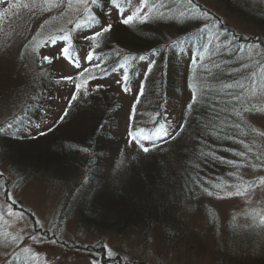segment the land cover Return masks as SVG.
I'll return each mask as SVG.
<instances>
[{
  "label": "rangeland",
  "instance_id": "obj_1",
  "mask_svg": "<svg viewBox=\"0 0 264 264\" xmlns=\"http://www.w3.org/2000/svg\"><path fill=\"white\" fill-rule=\"evenodd\" d=\"M22 2H27L29 8H23L16 0H0V128L27 138L19 151L13 152L15 156L26 150L25 143L35 142L31 136L57 122L73 89V83L63 78L76 75L81 63H86L88 50L87 44L80 43L73 61L60 55L64 44L50 41L42 44L49 35L63 33L59 29L67 31L71 24L68 21L82 17V11L66 5L49 11L43 0ZM193 5L199 11L200 7L204 8L208 16L195 13ZM128 7L122 11L111 5L113 21L107 19L106 24L113 23L120 15H132L142 5L140 0H128ZM184 10L190 16L195 13L198 20L195 28H201L200 32L211 43L218 44L222 39L217 35L220 23L244 42L239 51L246 66L240 71L247 74L239 92L245 90V85L250 90L241 93L236 103L240 112L235 115V127L246 141L243 155L236 153L240 160L236 159L230 172H225L224 164L228 161L217 163L214 172L210 164L208 177L207 163L205 171L200 163L192 164L198 172L189 168L184 153L191 151L190 143L183 144V150L179 139L184 134V142L191 141L188 135L192 131L186 123L191 126L192 121L182 110L190 94L186 93L185 98L181 95L178 102L168 103L163 126L168 132L180 127L181 120H185V126L173 142L161 148L160 160L155 162L171 175L170 179L165 178L166 194L158 201L159 213L151 221L103 229L84 223L78 211L64 214L60 211L61 200L71 195L84 177L85 164L69 160L64 164L40 162L29 168L24 164L19 174L13 171L12 157L0 153V264H264V223H261L264 184L259 183L264 177V0H192L191 6ZM161 11L156 3H149L139 15L147 14L149 18ZM107 16L111 17L108 12ZM212 19L217 20L215 24ZM174 32L170 29L167 37L177 38ZM44 56L53 57L52 62L42 63ZM177 58L184 66L188 65V53H180ZM146 62H139L140 70H144ZM43 80L53 84L48 87L43 102L35 105L33 117L21 122V114L33 107L30 102L34 89ZM99 84L115 95L114 103L118 105L107 129L111 154L102 162L109 185L107 191L117 195L120 193L115 187L126 185L128 178L133 182L140 173L151 169L144 158L147 153L129 136L130 116L141 83L128 84L130 90L125 92L120 73L91 79L86 91L81 88L78 100L85 101ZM151 103H158L154 94ZM146 105L139 108L141 113ZM81 121L77 116L72 119L69 112L58 124L64 126V133L59 134L61 129H57L59 133L53 139H79L82 132L86 134L90 130ZM9 124L13 127L9 128ZM159 134L161 138L155 143L165 136ZM142 143L145 147L153 145L148 141ZM222 176L224 179H219ZM247 185L251 186L244 191ZM237 190L242 194L236 195ZM79 192L77 189L76 193ZM108 249L111 255L107 254Z\"/></svg>",
  "mask_w": 264,
  "mask_h": 264
},
{
  "label": "trees",
  "instance_id": "obj_2",
  "mask_svg": "<svg viewBox=\"0 0 264 264\" xmlns=\"http://www.w3.org/2000/svg\"><path fill=\"white\" fill-rule=\"evenodd\" d=\"M187 1L148 0V4L156 3L158 10L163 9V11L157 12L154 16L151 15L152 17L144 21L135 19L133 23L127 25L121 23L126 16L120 15L113 23H110L111 31L97 38L99 47L95 49L96 60L90 62L85 58L86 63L84 62V65L81 63L82 66L77 72L80 73L83 70V74L77 77L76 73L73 77H77L79 81L87 76L88 72H92L96 78L104 79V77L120 73L122 78L125 74L129 77L128 84L139 81L143 85L144 94L139 96L133 104L135 119L129 122V129L135 131L141 127L147 134L164 129L163 123L168 116V103H176L181 95L185 98V94L189 93V102L182 110L186 113L184 116L192 121L191 126L186 123L188 130L192 131L188 135L191 141L184 142V134L179 140L183 150L185 148L183 144L190 143L191 151L184 153L185 160L189 162V168L198 172L192 164L199 165L200 163L205 171L204 164L207 163L208 177L211 174L210 164L213 165L210 167L214 172L217 163L228 161V164H224L227 165L225 172H230L236 159L240 160L239 154L236 153H242V147L246 145V141L235 127V115L240 112L236 103L239 102L240 94L249 92L250 88L245 85V90L239 92V86L247 74V72L241 74L240 71L246 66L244 60L240 59L239 51L240 44L244 42L220 23L217 35L222 39L218 44L211 43V39L205 38V35L200 32L201 28H195L198 24L195 13L203 14L205 9L200 7L201 11H199L195 7V13L190 16V13L186 14L184 10L191 6ZM120 4L122 8L119 9L122 11L124 8H129L128 0L127 2L120 0ZM111 5L113 4L110 0H99L98 4L91 6L92 13L97 17L96 23H88L84 27L77 28L75 26L77 20L80 19V23L84 24L87 19V17L82 18L87 16L86 13H82V17L73 21L68 27L71 29L72 37L70 44H66L63 40H58L55 44L62 43L70 47L73 50V57L78 56L80 43L87 44L88 50L85 56H88L92 41L85 37L92 36L101 26L109 25L105 20L113 21ZM122 11L121 14H123ZM107 12L111 17L107 16ZM168 19L176 21H168ZM214 21L217 20L212 19L213 23ZM170 29H174L177 38L167 37ZM65 32L56 36H63ZM185 44H188L187 48L184 47ZM184 52L188 53L189 57L186 66L177 58L180 53ZM141 56L147 61L142 71L139 66V62L142 61L139 59ZM96 63L100 67H95ZM52 84V82L47 84L45 80L39 82L30 102L33 107L26 114H21V122L29 121L30 117H33L35 105L43 102ZM99 85L101 87L97 89L95 86L91 96L84 99L85 101H79L82 89L77 93L76 99L72 100V95L76 91L73 84L69 97V102L73 104L72 109L68 102L57 122L47 130L31 136L30 139L35 142L25 143L27 146L23 148L26 150L17 156L13 152L19 151L17 149L27 138L9 130L8 133L0 128V153L12 157L13 171L19 174L24 170V164H28L27 168L35 163H49V161H57L61 164L74 161L85 164L83 167L86 173L80 184L71 195L60 202L62 214L78 211L84 223L103 229L126 225L129 222L151 221L160 211L158 201L161 197L165 198V178H171L166 169L161 165H156L155 162L160 160L161 148L173 142L184 128L185 120H181L180 127L175 131L168 132L165 129L168 135L156 142L158 144L149 146L150 150L144 158L151 165L150 171L140 173L133 182L128 178L126 185L121 183L119 187H115V191L120 194L113 195L109 190L107 191L108 181L103 174L102 162L111 154L109 148L111 137L107 129L113 121L118 105L114 103L115 95L107 92L102 84ZM193 87L196 89L195 103L189 109L188 105L193 102ZM153 94L158 101L156 105L151 103ZM145 103H147L145 111L141 113L139 108ZM65 111L71 112L72 119L77 116L79 120L86 122L90 129L88 133L82 132L83 135L75 140L68 137H64L65 141L53 139L58 132L57 129H61L59 134L62 131L64 133V126H58L62 122L60 118ZM161 135L164 134L161 132ZM50 149H53L55 153H52ZM124 171L122 170L121 173L124 174ZM225 176L219 179H224ZM77 189H80L79 193H76Z\"/></svg>",
  "mask_w": 264,
  "mask_h": 264
},
{
  "label": "snow or ice",
  "instance_id": "obj_3",
  "mask_svg": "<svg viewBox=\"0 0 264 264\" xmlns=\"http://www.w3.org/2000/svg\"><path fill=\"white\" fill-rule=\"evenodd\" d=\"M17 3H21L23 8H29V4L27 2H22V0H16ZM99 0H43V4L47 7V9L49 11H51L52 8H59L62 5H66L67 8L69 9H75L76 11L80 12L82 11L83 13L87 14V19L84 21V24H81L79 22V20H77L75 26L77 28H81L86 26L88 23H92L95 24L97 21V17L92 13V5H96L98 4ZM110 2L116 7V8H122V5L120 4V0H110ZM127 2V0H126ZM142 7L140 9L137 10V12H134L132 15H128L126 17H124L121 20V23L123 24H130L133 23L135 19H140L142 21L147 20L148 16L147 14H145L144 16H140L139 12L143 10V8L148 7V0H140ZM189 4H192V0H188ZM32 7H35V3H33ZM193 7L195 8L196 6L193 5ZM203 15L205 17L208 16V13L205 11L203 12ZM68 23H72L71 20L68 21ZM215 24V21H214ZM112 29V25H107V26H101V28L97 31H95L93 33L92 36L90 37H85L86 39L92 41V47L90 49L89 55L86 57V59H88L90 62H94L96 60V54H95V49L97 47H99V41L97 40L98 37H102L105 33L110 32ZM60 32H65V29H59ZM71 29H68L67 32H65V34L63 36H55V35H49L44 41H42V44H47L49 41L53 44H55L57 42V40H63L66 42V44H70L71 42V35H70ZM72 49L68 46H63L60 49V55H62L64 58L69 59V60H73L74 61V57L72 54ZM53 57H49V56H44L42 58V63H51L52 62ZM135 59V57L133 58ZM139 59L143 60L144 57L141 56L139 57ZM95 67H100V65L98 63L95 64ZM121 67H123V65H121ZM150 70V69H149ZM83 74V70L80 73H77V77L81 76ZM77 77H73V76H68V77H64L63 79L73 83L75 85V92L72 95V100L76 99V95L77 93L81 90V88H84L85 91L87 89V84L89 82V80L91 79H95L96 76L94 73L92 72H88L87 76H85L82 80H77ZM123 80H124V85H123V90L125 92L129 91V86H128V81H129V77L125 74L123 76ZM101 86L97 85V89H99ZM195 87H193V102L190 103L188 105V108L191 109L192 105L195 103ZM144 94L143 92V85H141L140 91L138 93V96H142ZM69 105H71V101L69 102ZM255 107V106H253ZM133 112H135V108H133ZM68 113L67 111L64 112V115L61 116V120H63L64 116H66ZM135 116L132 115L130 116V120H134ZM9 128L13 127V125L9 124L8 125ZM160 132H162L165 136L168 135L167 131L165 129H160L159 132H155L153 134H147L145 129L140 128L136 131H130L129 132V136L131 138V140L136 141L143 152L147 153L149 152V147H145L144 144L142 143V141H148L150 144H155V141L157 139H160ZM43 134V133H41ZM240 155H243V153H241ZM260 184H264V177H261L259 180ZM251 185H247L244 188V191L247 190L248 187H250ZM236 195H241L242 192L240 190H237V192L235 193ZM229 195H233V193H229ZM261 223H264V218L261 219ZM105 248H107V245H104ZM108 255H111V249H108Z\"/></svg>",
  "mask_w": 264,
  "mask_h": 264
}]
</instances>
